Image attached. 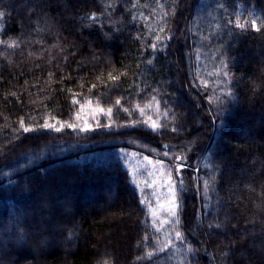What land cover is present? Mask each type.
Segmentation results:
<instances>
[{"label": "trees", "instance_id": "obj_1", "mask_svg": "<svg viewBox=\"0 0 264 264\" xmlns=\"http://www.w3.org/2000/svg\"><path fill=\"white\" fill-rule=\"evenodd\" d=\"M263 122L264 0H0V264H264ZM130 154L184 159L179 239Z\"/></svg>", "mask_w": 264, "mask_h": 264}, {"label": "rangeland", "instance_id": "obj_2", "mask_svg": "<svg viewBox=\"0 0 264 264\" xmlns=\"http://www.w3.org/2000/svg\"><path fill=\"white\" fill-rule=\"evenodd\" d=\"M244 22L256 27L258 24V18L256 17L254 12H251L250 14H248L247 18L244 19ZM143 114H145V124L149 128L155 131L160 129V117L157 108L147 107L144 110ZM102 117H104L106 120H109L110 114L103 109L96 107L95 105H89L84 107V109L74 118L71 123L66 125L49 123L44 131L49 133L51 132L53 134H63V136L65 137L67 135V138L71 140V138L73 137H81L83 134L88 132L96 133L94 131L100 128L99 124ZM198 117L200 116L198 115ZM261 124H264V122ZM257 126L259 125H254V127ZM103 130L109 131V128L103 127ZM174 158H176L174 154L172 156H169L170 164H168L166 162L154 160L136 154H130L128 156L129 166L133 175L137 178L139 184L142 185V188L149 191V209L151 212L153 225L157 230L166 232L170 239H179L180 233L176 234L177 227L175 226V224L180 218L178 201L179 192L180 190H182V187L179 186V180L178 182L176 181L175 173H177L178 175L179 171L175 167L178 164L180 166L184 159L178 160V163ZM91 202V204L88 203L87 207L100 205L99 211L102 212V210H104L103 208L105 207V205L103 206L102 204H100L97 197L94 196ZM107 228L109 229L108 225H106V229ZM168 228H171V232L166 231ZM123 236H120L121 241L123 239ZM109 239L110 237L109 235H107L104 242L108 248L104 251H107L110 248L111 241ZM54 247L57 246L55 245Z\"/></svg>", "mask_w": 264, "mask_h": 264}]
</instances>
